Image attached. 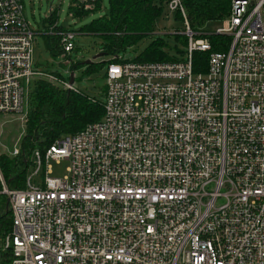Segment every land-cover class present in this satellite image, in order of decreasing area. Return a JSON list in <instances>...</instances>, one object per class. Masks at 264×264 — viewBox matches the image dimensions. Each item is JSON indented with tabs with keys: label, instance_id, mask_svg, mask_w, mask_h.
<instances>
[{
	"label": "built area",
	"instance_id": "2783aa9c",
	"mask_svg": "<svg viewBox=\"0 0 264 264\" xmlns=\"http://www.w3.org/2000/svg\"><path fill=\"white\" fill-rule=\"evenodd\" d=\"M165 7L185 20V59L110 63L101 120L35 149L22 189L0 167L11 264H264V0H231L211 32L192 30L182 0ZM50 33L74 50L76 32ZM210 34L230 46L195 73ZM36 38L23 0H0L2 114L25 111L34 78L78 91L35 67ZM63 159L69 175L53 177Z\"/></svg>",
	"mask_w": 264,
	"mask_h": 264
},
{
	"label": "trees",
	"instance_id": "16d2710c",
	"mask_svg": "<svg viewBox=\"0 0 264 264\" xmlns=\"http://www.w3.org/2000/svg\"><path fill=\"white\" fill-rule=\"evenodd\" d=\"M167 1L169 0H109V15L93 19L91 23L82 26L80 32L101 37L102 53L111 57L106 61L108 65L122 62L124 59L120 57L119 52L127 44L136 42L138 38L153 32ZM182 2L190 27L194 31H203L204 26L210 21L227 18L231 10V0H182ZM90 4L92 7L86 9L80 6L79 0H75L70 7V14L84 16L90 11H97L102 7V0L91 1ZM56 16V12L51 11L45 19L47 28L43 34L45 45L53 56L62 55L67 58L69 55L64 52L60 44V36L50 33L57 23ZM58 30L68 31L60 27ZM181 38L187 45L188 38L186 36ZM208 38L212 43V50L195 51L193 54L195 73L207 72L210 53L226 51L232 40L230 36L218 34H210ZM162 45L160 41L153 43L136 61L182 60L168 56L161 50ZM74 66L77 65L73 64ZM56 75L64 79L60 74ZM105 92L106 86L104 94ZM28 104L25 131L22 143L17 148L18 154H0L1 171L10 189H22L26 186V178L33 165L31 157L35 149L45 152L55 140L78 133L87 124L101 120L104 115L102 101L86 96L79 90L70 91L59 82L46 77L34 78L31 81ZM2 189L0 182V190ZM8 202L7 195L0 194V237L3 238L12 231L13 225ZM12 259V251L0 247V264H11Z\"/></svg>",
	"mask_w": 264,
	"mask_h": 264
},
{
	"label": "rangeland",
	"instance_id": "374dc122",
	"mask_svg": "<svg viewBox=\"0 0 264 264\" xmlns=\"http://www.w3.org/2000/svg\"><path fill=\"white\" fill-rule=\"evenodd\" d=\"M75 0H23L25 5V17L30 26L37 32L34 43V65L45 72L60 74L70 82L71 73H74L75 87L84 95L104 101V88L106 86V74L111 57L104 56L95 58L102 52L103 41L100 36L80 32L82 26L91 23L93 19L107 17L110 13L109 0H102V7L97 11H90L84 16H73L70 7ZM80 1V0H79ZM95 0H88L90 3ZM51 11L56 12L58 27L77 33L75 37V48L67 58L62 55L53 56L46 48L43 34L46 32L45 19ZM208 22L205 31H215L222 26L223 20ZM186 28L184 18L178 13H171L164 8L163 14L157 19L153 32L138 38L136 42L129 43L123 48L119 55L125 60H137L146 49L153 43L162 42L161 50L170 57L185 59L187 57V45L181 36ZM179 36V37H177ZM68 59V60H67ZM77 65L73 67V64ZM27 105L23 113H0V154L13 153L19 148L25 131L27 117ZM51 175L53 177H66L69 175L70 160L51 161ZM34 167L29 170V175ZM38 174L34 180L42 182ZM6 182V181H5ZM3 186V185H2ZM0 190V194H3ZM4 245V238L0 237V247Z\"/></svg>",
	"mask_w": 264,
	"mask_h": 264
},
{
	"label": "water",
	"instance_id": "95a60500",
	"mask_svg": "<svg viewBox=\"0 0 264 264\" xmlns=\"http://www.w3.org/2000/svg\"><path fill=\"white\" fill-rule=\"evenodd\" d=\"M105 53H100L98 54L97 56H95V58H98V57H101V56H104ZM75 82V77H74V73L72 72L71 73V77H70V84H73Z\"/></svg>",
	"mask_w": 264,
	"mask_h": 264
}]
</instances>
